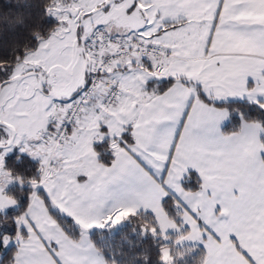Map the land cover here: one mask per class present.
Wrapping results in <instances>:
<instances>
[{
    "label": "snow or ice",
    "instance_id": "snow-or-ice-1",
    "mask_svg": "<svg viewBox=\"0 0 264 264\" xmlns=\"http://www.w3.org/2000/svg\"><path fill=\"white\" fill-rule=\"evenodd\" d=\"M0 264H264V0H0Z\"/></svg>",
    "mask_w": 264,
    "mask_h": 264
}]
</instances>
